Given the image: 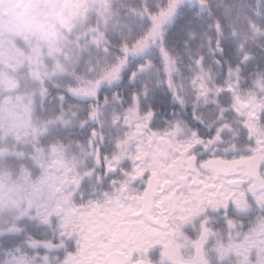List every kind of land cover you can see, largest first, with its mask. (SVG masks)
<instances>
[{
  "label": "trees",
  "instance_id": "1",
  "mask_svg": "<svg viewBox=\"0 0 264 264\" xmlns=\"http://www.w3.org/2000/svg\"><path fill=\"white\" fill-rule=\"evenodd\" d=\"M179 2L180 0H114L108 13L97 16L100 14L98 9H102L103 5L93 0L89 7L93 6L94 11L82 15H88L85 20L86 26L81 25L78 30L72 31L75 33L72 39L75 40L72 44L74 50L71 49L70 52L68 50V54L64 55L65 58L72 54L74 67L67 68L62 75L55 73L50 79H44L45 81H32L29 76L32 74L29 69L32 68L25 66L23 70H19L12 66L14 72H18L16 74L18 85L12 91L32 100L30 111L33 122L44 124L46 129L39 133L38 139L33 142L26 140V135H20L16 139L4 137L0 130V175L11 176L13 180L21 177L22 181L34 187L41 173L40 168L35 166L39 157L36 149L50 148L54 144L74 146L85 143L91 127L84 124L80 126V123L87 121L86 114L93 112V109L82 107L86 100L81 97L79 89L92 88L111 71L122 66L126 68L121 71L119 81L112 85L108 84V87L112 86L117 90L108 94L107 102L111 104L119 102L123 107L124 104L128 105L126 103L130 102L134 95L142 94L145 95L142 101L144 112L151 110L163 113L176 105L178 113L176 121L179 123L180 119L183 120L182 126L194 123L189 122L187 120L189 118L182 115V111L179 110L183 108L180 107L181 104L196 103L197 91L191 83L199 62L214 78L216 86L226 83L236 70H240L238 73L254 74L263 82L261 85H264V0ZM70 7L74 9L72 11L75 16L87 8L84 9L78 2ZM164 23L166 24L163 28H159ZM158 31L160 33L155 39L157 41L155 46L144 54H133L147 40L155 37ZM24 43L26 46L27 43ZM65 63H69L68 60L65 59ZM35 72L36 77L44 75L40 68ZM2 89L0 87V106L6 96ZM225 104L226 101H221L222 107ZM1 108L0 122L4 116ZM118 108L120 106H114L110 114V111L107 113L106 110L103 111L101 118L112 117ZM69 112L75 113V117H68ZM63 114L67 119L66 124L59 121L60 115ZM211 117L212 113L204 124L212 131L216 125H210L213 123ZM229 118L235 141L246 145L245 138H249L250 141L251 137L250 126H243L231 115ZM91 120L93 118L90 122ZM258 122L264 136V112L258 117ZM102 134L104 135L103 132ZM231 135L228 132L223 134L226 142L231 140ZM254 212L256 226L264 223V211L256 209ZM17 214L4 209L0 211V264L7 254L17 247L21 248L23 254L34 256L36 252L26 246L25 239L31 240L33 244L44 242L46 238L57 243L54 230L38 222L42 219H32L28 220L29 222L25 220L19 224ZM251 214L232 210L223 222L213 223L215 231L213 229L211 231L216 238L223 237L218 241H225L224 238L227 239L228 234H232L228 232L231 225L246 222L247 227L249 226V221H252ZM17 227L21 229L20 237L12 238L10 234L1 233ZM229 252L231 256L228 260H220L221 258L214 257L215 248L210 247L204 264H239L240 260L236 257L239 252L237 250ZM55 253V256L63 255L58 250ZM245 264H264V260L254 253L252 259Z\"/></svg>",
  "mask_w": 264,
  "mask_h": 264
},
{
  "label": "rangeland",
  "instance_id": "2",
  "mask_svg": "<svg viewBox=\"0 0 264 264\" xmlns=\"http://www.w3.org/2000/svg\"><path fill=\"white\" fill-rule=\"evenodd\" d=\"M49 1L51 0H0L2 3L0 9V87L3 88V93H6L4 103L0 106L4 112L0 122V130H2L4 137L16 139L20 135H26L25 139L33 142L38 139L37 135L46 129L44 124L40 125L33 122L30 111L33 105L32 100L29 97L18 95L19 92L12 91L18 85V77L16 76L18 72H14L12 66L19 70H23L25 66L32 68V70L29 69V72H32L29 75L32 81H45L44 79H50L55 73L62 75L67 68L74 67L72 54L64 58V55L68 54V50L70 52L73 49L72 44L75 40L72 39H74L75 33L72 31L78 30L81 25L86 26L85 20H87L88 15L82 16L83 13L94 11L93 6L92 8L89 7L93 0H63L62 4L57 5L56 8ZM77 2L81 3L84 9L87 8L75 16L74 11H72L74 9H71L70 6ZM96 2L103 5L102 9H98L100 14L97 16H99L110 11L109 8L114 0H95ZM186 2H190V0H180L179 3ZM65 6L70 8L66 9ZM165 24L159 28L162 29ZM160 31L156 32L155 37L147 40L133 54H144L149 48L155 46L157 42L155 39ZM24 42L27 43L26 46ZM65 59L69 63H65ZM39 68L44 75L36 77L34 73L36 74L35 71H39ZM125 68L126 66H122L120 69L111 71L98 86H95L101 87V85L119 79L122 74L121 71ZM239 71H234L222 86H216L214 78L199 62L191 83L197 91L194 105L196 108L198 106L200 109H208L205 113L207 119L212 113L211 119L213 120L211 122L213 123L210 125H216L213 128L219 134L228 130L221 122L227 117L229 118L230 115L233 117L238 115L236 121L243 126H250L251 129L250 141L249 138H245L246 147L252 146L250 149L255 148L257 151H261L264 148V136L259 126L258 117L264 112V85H261L263 82L254 74L247 75L242 72L238 73ZM249 87L252 88L253 92L248 90ZM92 88L79 89L82 94L81 97L86 100L82 107L85 106L88 109L93 107V100L97 98V95L99 96V89L91 93ZM144 96L138 94L130 102L127 101V106L123 105L125 114L133 115L134 121L136 117H142L139 113L144 108L142 103ZM221 101H226L224 107L221 106ZM228 102L232 104L229 105ZM114 105L110 108L109 114ZM241 105L250 107V111L242 113L239 107ZM96 108H102V112L105 110L103 106ZM99 109H95L91 113L87 112L88 119L85 122L81 121L80 126L88 125L90 119H95V116L98 118ZM120 110L121 108L117 109V111ZM223 111L227 115L223 116ZM145 112L144 118L146 119L153 115L148 110ZM69 113V115L66 114L68 117H75V113ZM125 114L123 113L124 118L126 117ZM251 116L257 122L252 121ZM60 118L59 121L66 124L65 114L60 115ZM120 122L116 123L115 126L118 127ZM140 126L143 127L142 123L137 127L134 124L131 129H138ZM117 129L121 131L119 135H112L110 139L102 133L105 137L102 135L98 137L99 127L97 126L95 130H98L97 135L92 136L91 131L93 129L90 128L85 143L74 146L54 144L50 148L40 147L36 149L39 157L35 166L40 168L41 173L36 183H33L34 187L32 184L22 181L21 177L13 180L11 176L0 175V211L4 209L7 212L18 213L16 215L18 222L17 220L16 222L19 224L25 220L29 222L28 220L32 219H42L38 221L40 225L51 227L55 232L54 238L57 241V243H53V239L48 240L46 238L47 240L44 242L33 244L31 240H28L26 246L28 248L31 246L34 249L36 252L34 256L23 254L21 248L17 247L7 254L1 264H72L75 254H77L75 243L78 236L82 238V249L79 251L81 255L86 254L88 251L86 249L87 241H85L87 233L99 236L102 234L103 226L115 227L119 218H123L126 213H136L137 200L133 196L136 197L134 194L137 188L134 187L133 189L129 185L128 180L122 176L124 175L123 171L126 170L127 172L128 170L132 174L136 172L138 174L142 172L144 174L152 173L155 170V155L148 151V147L145 146L143 150L138 151V154L144 158L143 162L139 161L142 158L137 156V152L131 148L127 141V134L130 133L131 129L126 133L120 126ZM230 133L234 134L232 129ZM219 138L217 135V139ZM107 139L111 142L105 147L104 144ZM100 145L103 146L102 151H99ZM55 161L62 165L60 174L52 169L51 165ZM105 172L108 174L105 175ZM127 187H129L128 195L125 191L122 194L121 190L123 191V188ZM57 191H61V194H57ZM254 202L255 209L264 211V193L257 195ZM239 209L243 210L241 207ZM57 210L61 213L58 214ZM96 217H102L99 223L95 222L97 221ZM20 232V227H17L1 233H7L11 236ZM238 236L237 234L229 235L227 239L224 238L225 241L223 242H219L216 238L214 257L217 256L221 258L220 260H228L231 253L228 252L230 247H226L233 242L235 243ZM241 239L243 242L245 237H241ZM248 239L249 241L245 243H253L256 246L255 255L261 256L264 260V223L256 226L253 235L246 237V240ZM170 249L172 252L175 250L172 246L168 248V250ZM57 250L61 251L63 255L55 256ZM40 251L43 252L39 253ZM253 255V253L249 254L248 247H245L244 249L241 248L236 257L240 260L238 261L239 264H245L246 261L252 259ZM84 256L88 257L89 255ZM162 258V261L167 260L169 255L166 254ZM84 261H81V264H85ZM147 263L145 262V264Z\"/></svg>",
  "mask_w": 264,
  "mask_h": 264
},
{
  "label": "flooded vegetation",
  "instance_id": "3",
  "mask_svg": "<svg viewBox=\"0 0 264 264\" xmlns=\"http://www.w3.org/2000/svg\"><path fill=\"white\" fill-rule=\"evenodd\" d=\"M116 81L119 79L110 82L111 85ZM100 83L95 85L98 86ZM110 83L101 85V87L94 85L90 90L92 93L99 89L100 93H97L99 96L97 95V98L93 100L92 109L94 111L99 109L96 107L103 106L107 113L109 108L115 104L114 106H120L121 110L114 113L115 116L103 119L101 118L102 108H100L98 118L95 116V119L93 118L88 124L91 130L93 129L92 136L97 135L98 130L95 131L97 126L99 127L98 137L103 131L104 135L110 139L112 135H119L121 132L117 129L119 126L126 133L134 124L137 127L142 123V128L140 126L138 129L130 130V137L127 134V141L137 152V156L142 158L139 161H144L138 151L143 150L145 146L148 147V151L154 153L155 170L148 174L144 172L132 174L128 170L123 171L122 176L128 180L129 185L133 189L137 188L134 194L136 197L133 196L137 200L136 213H126L123 218H119L115 227L103 226L102 234L99 236L87 233L85 241H87L86 249L89 252L87 251L86 254L81 255L79 251L82 249V238L78 236L75 243L77 254L72 264H81L84 260L85 264H145V262H148L147 264H204L209 248H215L216 236L211 231L214 227L213 223L223 222L232 210L252 213V221H249L248 227L246 222L231 225L228 232L232 234H228V237L234 234L239 236L235 243H231L226 248L230 247L228 252L230 250L240 252L241 248L248 247L249 254H254L256 246L245 242L250 239L246 240V237L253 235L256 231L254 200L257 195L263 194L264 190L254 191L255 178L249 175L245 165L238 166L237 164L261 157L259 177L264 182V149L257 151L255 148L250 149L252 146L247 148L246 145L237 143L235 135L230 133L233 126L228 117L221 122L228 130L221 134L215 129L208 130V125L204 124L208 120L205 114L208 109H200L198 106L196 108L193 104H181L180 107L183 108L179 110L182 111V115L189 118L187 119L189 122L194 121L193 125L182 126L183 120L180 119L179 123L176 121L178 114L176 105L163 113L150 110L149 112L153 115L147 119L144 118L146 112L142 109L143 111L139 113L142 117L138 116L134 121V116L125 114L124 107L119 105V102L112 104L107 102L108 94L117 90L112 86L108 87ZM248 90L252 91V88L249 87ZM104 100L105 103L102 104ZM239 107L242 113L251 109L246 105ZM120 112L121 115H119ZM223 112V116L227 115L225 111ZM237 117L238 115H235L233 118L236 120ZM251 119L256 121L252 116ZM118 122L120 123L117 127L115 125ZM226 132L232 134L228 142L223 136ZM105 136L102 135V137ZM109 142L111 141L107 139L105 147H107L106 144L109 145ZM102 147L100 145L99 151H102ZM149 184L153 185L154 190L152 204L146 218L144 217V195H146ZM124 191L128 195L129 187L123 188L122 194ZM240 207L243 210H240ZM100 218L102 217H96L95 222L99 223ZM13 235L14 237L22 236L21 233ZM241 237H245L243 242H241ZM217 238L222 240L223 237ZM171 246L175 249L173 252L171 249L168 250ZM87 254L89 256L85 257L84 255ZM164 254H168L169 258L162 261Z\"/></svg>",
  "mask_w": 264,
  "mask_h": 264
},
{
  "label": "water",
  "instance_id": "4",
  "mask_svg": "<svg viewBox=\"0 0 264 264\" xmlns=\"http://www.w3.org/2000/svg\"><path fill=\"white\" fill-rule=\"evenodd\" d=\"M50 4L52 6H54L56 8L57 5H61L63 0H51L49 1ZM2 8V3L0 2V9ZM261 157H256L254 159H252L251 161H248V162H244V163H240V164H237L238 166L239 165H245L249 171V175L253 178H255L256 180V186L253 188L254 191H260V190H264V182L262 180H260V177H259V168H260V164L262 162V159H260ZM52 169L56 172V173H60L61 172V168H62V165L61 163H59L58 161H55L52 163ZM153 185L149 184L148 185V189L146 190V195L145 198H144V214L146 217L147 216V213L149 211V208L151 207L150 205L152 204V193H153ZM61 192L60 191H57V194H60ZM58 211V214L61 213V211L57 210ZM147 218V217H146ZM160 222V221H158Z\"/></svg>",
  "mask_w": 264,
  "mask_h": 264
}]
</instances>
